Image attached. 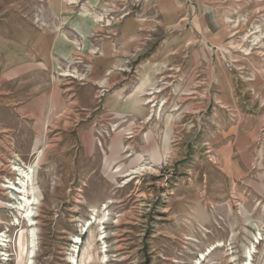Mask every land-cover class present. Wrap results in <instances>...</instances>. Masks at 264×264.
<instances>
[{
	"label": "rangeland",
	"instance_id": "374dc122",
	"mask_svg": "<svg viewBox=\"0 0 264 264\" xmlns=\"http://www.w3.org/2000/svg\"><path fill=\"white\" fill-rule=\"evenodd\" d=\"M28 24L71 54L0 80V264H29L6 186L38 151L33 264H69L77 236L78 264H243L255 235L264 264V0H0V79ZM40 95L47 115L18 112Z\"/></svg>",
	"mask_w": 264,
	"mask_h": 264
},
{
	"label": "crops",
	"instance_id": "0c3cea01",
	"mask_svg": "<svg viewBox=\"0 0 264 264\" xmlns=\"http://www.w3.org/2000/svg\"><path fill=\"white\" fill-rule=\"evenodd\" d=\"M30 29V38L22 36L26 34V30L19 32L12 31L16 34L15 40H8V43L3 44L1 54L4 58H7L9 65L5 66V70L1 74V79L4 83L10 84L18 81L20 78L28 76L31 72H38V74L45 75L48 82L51 79V70L56 69L57 57L60 59L68 60L71 54L70 43L66 40L67 37L57 33L53 30L39 31L35 25L28 24ZM206 24L203 28L209 32V28H206ZM212 29H215V25H211ZM25 30V33H24ZM11 33V32H8ZM23 38L22 41H18ZM18 39V40H17ZM48 96H38L28 99L23 105H19L18 112L23 115L35 116L37 112L35 109H45L44 114L49 113ZM35 111V112H33ZM33 113V114H32Z\"/></svg>",
	"mask_w": 264,
	"mask_h": 264
},
{
	"label": "bare ground",
	"instance_id": "6f19581e",
	"mask_svg": "<svg viewBox=\"0 0 264 264\" xmlns=\"http://www.w3.org/2000/svg\"><path fill=\"white\" fill-rule=\"evenodd\" d=\"M74 1V0H73ZM100 22V20H99ZM64 76H71L70 74H64ZM156 92L154 93H150V95L155 94V93H159L161 92L160 90H155ZM154 101H152L151 99L147 100V103H153ZM162 111V110H161ZM37 158L35 161H33L34 163L28 166H15L13 169H11L13 172H15L17 174V176L19 177L18 180L16 182H12L11 184L9 183L8 186H6L7 190H10L12 193V199L16 201L17 206L15 205V207L11 208V209H16L19 211H22L23 214L22 217L25 219L27 226L29 227V232L27 234V255H28V263L29 264H33L32 259L35 257V252H36V246H37V231L35 226V218L37 217L36 214V210L34 208V206H36L38 204V198L36 196V186H34V173H35V169L38 167V165L40 164V162L42 161V156L43 153L41 151L37 152ZM23 164V163H22ZM140 171V170H139ZM12 172V173H13ZM38 189V187H37ZM11 195V194H10ZM41 195H39L40 197ZM40 203V202H39ZM37 209V208H36ZM105 209H108V205H105ZM105 218V216H104ZM104 221V220H102ZM20 225V224H19ZM92 225V222L86 224L85 226L82 227V231L80 232L82 235L86 234L87 232V228L90 229ZM104 233H101V238L100 240H105L107 237L106 235H104ZM261 236V233L259 234ZM3 239L1 240L3 242V244H1V247L8 248V243H10V241L7 239L8 236L6 235H2L1 236ZM255 240L252 242L251 247L247 248L244 252V262L243 264H253V255L256 253V247H255V243H258L260 240V237H258V235H255V237H253ZM74 251L73 254L71 255V257L69 258V264H78L77 260H76V253H78V251L76 250L77 248H79V244L82 243L81 239L79 236L74 238ZM222 245H214L211 249H210V253L215 251L217 248L221 247ZM107 247H105V250L103 252H101V254L103 255V258L101 259V264H108L109 261V256L107 255L108 251L106 250ZM7 252V249L6 251ZM26 255V256H27ZM4 257H11V255L9 254H4ZM206 259V255L203 254V256L200 259V262L202 260ZM3 261H9L8 258H4ZM236 262V260H232L231 261ZM199 264V263H197Z\"/></svg>",
	"mask_w": 264,
	"mask_h": 264
}]
</instances>
